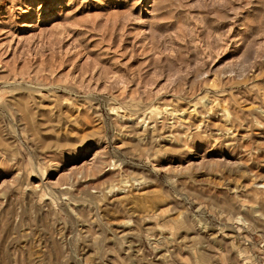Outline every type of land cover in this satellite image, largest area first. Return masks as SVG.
Segmentation results:
<instances>
[{"label":"rangeland","instance_id":"1","mask_svg":"<svg viewBox=\"0 0 264 264\" xmlns=\"http://www.w3.org/2000/svg\"><path fill=\"white\" fill-rule=\"evenodd\" d=\"M0 264H264V0H0Z\"/></svg>","mask_w":264,"mask_h":264}]
</instances>
